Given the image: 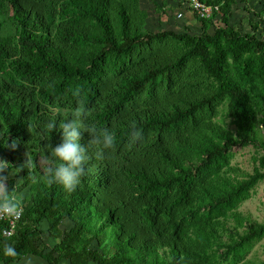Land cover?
<instances>
[{
	"label": "trees",
	"instance_id": "1",
	"mask_svg": "<svg viewBox=\"0 0 264 264\" xmlns=\"http://www.w3.org/2000/svg\"><path fill=\"white\" fill-rule=\"evenodd\" d=\"M142 1L0 0V166L24 207L0 263L239 264L264 239L240 210L264 180V0L249 31L232 21L246 0H202L220 7L198 31L152 29ZM77 110L116 141L83 130L68 192L44 172ZM249 145L253 172L233 163Z\"/></svg>",
	"mask_w": 264,
	"mask_h": 264
},
{
	"label": "rangeland",
	"instance_id": "2",
	"mask_svg": "<svg viewBox=\"0 0 264 264\" xmlns=\"http://www.w3.org/2000/svg\"><path fill=\"white\" fill-rule=\"evenodd\" d=\"M142 6L147 8L150 12L151 27L154 30L159 28L163 29H175L182 31L188 26L191 30L198 31L201 27L200 22L197 21L195 12L190 9V3L185 0H143ZM164 8V13H161L158 8ZM249 7L251 12H248L245 8ZM261 8V0H246L238 1L234 4V13L232 21L237 22L244 31L251 30L250 18H257L255 13ZM158 28V29H157ZM222 120V117H219ZM224 122L229 128L234 129V125L230 123V119L226 118ZM235 155L233 158V163L240 166L247 172H253L255 167L254 154L255 149L253 146L236 147L234 149ZM5 163H3L4 165ZM1 164L0 167L3 166ZM7 166V164H6ZM6 166L0 171V179H3L4 183L7 185V179L4 171ZM10 173V172H9ZM2 191V190H0ZM240 210L251 215L253 219L264 222V180L258 183L254 188L252 196L244 201ZM46 222L43 223V228L46 227ZM71 225L70 220L64 221V227ZM46 241L52 242V238L49 237L48 233L43 235ZM239 264H263L264 262V239L255 243V245L250 249L244 258H242ZM3 264V263H0ZM21 264H45V262L36 257L29 256Z\"/></svg>",
	"mask_w": 264,
	"mask_h": 264
},
{
	"label": "clouds",
	"instance_id": "3",
	"mask_svg": "<svg viewBox=\"0 0 264 264\" xmlns=\"http://www.w3.org/2000/svg\"><path fill=\"white\" fill-rule=\"evenodd\" d=\"M80 116L81 113L77 110L72 114V118L61 124L62 139L59 143L49 146L56 163L54 166L47 167L44 172L45 179L49 182L62 184L68 192L77 189L86 173L87 146L80 143L83 130L92 134L93 139L91 141H98L105 148L111 147L116 141L115 134L109 129H104L98 133L96 129L85 127L80 122ZM49 127H55V124L52 123ZM132 134L139 137L142 130L133 128ZM5 166L6 164L0 167V171ZM0 190H2L0 191V210L7 215L17 216L20 211V203L14 196L7 194L8 188L3 179H0ZM3 251L5 255L15 256L17 254L12 244H6Z\"/></svg>",
	"mask_w": 264,
	"mask_h": 264
},
{
	"label": "built area",
	"instance_id": "4",
	"mask_svg": "<svg viewBox=\"0 0 264 264\" xmlns=\"http://www.w3.org/2000/svg\"><path fill=\"white\" fill-rule=\"evenodd\" d=\"M190 3V9L195 12L196 15L201 16L202 18H207L213 15L215 12L219 11L218 4H209L203 2L202 0H185ZM20 203V202H19ZM24 212V207L20 203V211L17 216L7 215L2 210H0V224L3 223L1 228V235L4 237H10L15 234L18 226V222L22 217Z\"/></svg>",
	"mask_w": 264,
	"mask_h": 264
}]
</instances>
